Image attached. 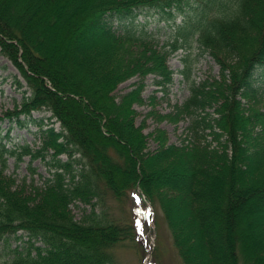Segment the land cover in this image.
Returning <instances> with one entry per match:
<instances>
[{"label":"trees","instance_id":"16d2710c","mask_svg":"<svg viewBox=\"0 0 264 264\" xmlns=\"http://www.w3.org/2000/svg\"><path fill=\"white\" fill-rule=\"evenodd\" d=\"M185 4L189 10L169 45L160 46L156 30L134 22L137 9L157 6L169 19ZM109 15L120 19L121 29ZM90 26L91 42L84 36ZM194 43L219 63V77L191 80L189 97L174 112L158 114L174 122L191 118L183 143L170 144L157 128L150 134L158 148L149 150L133 106L143 100L144 81L120 99L114 90L149 73L160 76L158 84L171 82L169 56ZM0 47L28 86L5 116L47 110L61 125L43 129L39 148L0 144L5 264H116L115 248L134 236L130 224L103 208L78 220L71 204L98 203L105 195L122 200L137 189L145 204L161 208L183 264H264V240L245 231V215L257 209L245 207L264 201V112L239 98H250L252 72L264 67V0H0ZM209 107L216 114L210 119ZM48 154L51 175L43 185L19 184L5 172L10 155L20 161ZM20 230L28 239L11 248L9 239H22Z\"/></svg>","mask_w":264,"mask_h":264},{"label":"rangeland","instance_id":"374dc122","mask_svg":"<svg viewBox=\"0 0 264 264\" xmlns=\"http://www.w3.org/2000/svg\"><path fill=\"white\" fill-rule=\"evenodd\" d=\"M31 3L33 9L35 11L38 10L37 2L32 1ZM189 7L185 4L183 11L175 10L174 17L169 19L167 13L157 6H151L150 8L143 7L135 10L136 17L134 18V22L139 28L145 25L147 29L156 30L155 38L159 45L163 46V44L169 43L168 39L170 38L171 30L176 23L183 21L185 11L188 12ZM109 18L115 27L121 29L119 18L111 15H109ZM93 33V28L90 26L86 28L84 36L90 38L91 42ZM54 38V35H52L49 38L50 42ZM184 57H187L188 64H190V79H187L182 73L187 65L186 61L183 60ZM168 64L173 70L171 82L158 84L157 81L160 79V76L149 73L144 78H141L139 75L132 76L120 82L114 90L117 99H120L124 93L133 89L138 82L144 81L143 100L136 102L133 106L137 111V124H141L143 121L145 123L143 131L149 134V150L158 148V142L150 134L157 128L165 130L170 144L183 143L188 133L191 118L183 115L177 122H174L167 118L158 119V114L174 112L176 106L182 104L189 97L192 81L198 83L203 79L219 77L220 74L219 63L208 52L203 53L197 43H194L191 47H182L174 51L168 58ZM249 85L250 98L248 99L243 94L239 98H241L246 107L249 104L253 105L255 102L259 110L264 112V67L257 66L254 69ZM26 92H28V86L25 77L12 60L1 52L0 47V144L5 143L8 147L28 144L31 147L39 148L42 142L43 129L54 126L56 131L61 130L59 121L55 120L51 116V112L47 110H36L31 115L22 114L18 119L13 120L5 116L6 111L12 110L16 105L21 104ZM206 112L211 114L208 116L209 119L211 116L214 117L216 115L214 107L207 108ZM206 112H203V114ZM260 128L261 125H258L256 130ZM208 139H212V135ZM212 142L213 145L216 144V141ZM61 157L66 159L67 156L62 154ZM49 158V154L46 158L39 157L34 159H31L30 155H25L19 161L13 155H10L5 172L9 175H14L19 184L26 181L27 184L43 185L45 179L51 175L50 169L52 166L48 163ZM143 200L144 197L139 196V190L137 189L131 191L122 200H115L110 195H105L98 203L95 199L90 203L77 200L71 204V209L74 217L78 220L83 215L90 213L93 208L96 211H100L103 208L107 209L106 211L111 219L121 224H130V230L134 232V236H131L132 239L125 240L115 248L117 255L116 264H145L146 261H148L147 264H150L151 260L152 262L156 261V264H183L173 244L172 234L167 221L163 217L161 208H157L156 211L150 202L145 204ZM263 202L261 199H257L249 202L248 206L245 207H257L255 209L256 212L245 215V231L248 236L253 235L257 241L259 239L264 240ZM178 204V206H181L183 202ZM243 213L245 212L242 211ZM18 233H23L24 235L22 239H17L11 235L9 239L11 248L28 239V236L23 231L20 230ZM37 244H39V241ZM213 245H220L219 238H213ZM196 252L201 258H204L202 251L196 250ZM153 253L155 254L154 257ZM9 255L10 249L0 240V264H5Z\"/></svg>","mask_w":264,"mask_h":264}]
</instances>
